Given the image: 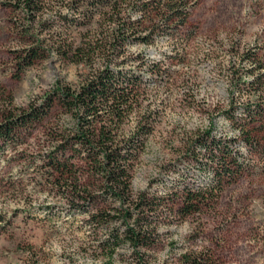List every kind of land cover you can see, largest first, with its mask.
Segmentation results:
<instances>
[{"label":"rangeland","instance_id":"1","mask_svg":"<svg viewBox=\"0 0 264 264\" xmlns=\"http://www.w3.org/2000/svg\"><path fill=\"white\" fill-rule=\"evenodd\" d=\"M3 1L0 113H17L40 101L58 81L75 85L85 68L50 53L16 77L14 52L30 39L24 35L28 23ZM193 2L189 30L183 36L188 45L174 64L168 65V34L155 45L131 48L157 68V73L139 70L146 85L143 105L157 113L131 182L134 192L147 190L173 207L161 208L155 244L134 249L125 243L109 262L97 247L101 233L91 234L87 216L71 211L51 191L41 155L49 149L45 134L55 124L53 115L23 143L0 151V264H190L187 258L200 256L210 264H264V128L258 133L257 151L251 153L237 127L225 118L226 111L239 116L243 107L264 106V97L254 96L244 85L232 90L230 82L233 74L242 80L252 76L247 73L249 62L238 60L235 52L255 50V43L264 38V0ZM131 59L126 68L140 69L136 64L141 60ZM210 125L212 133L230 141L249 164L216 200L182 216L175 198L181 189L211 184L212 172L190 161L188 151L196 135Z\"/></svg>","mask_w":264,"mask_h":264},{"label":"trees","instance_id":"2","mask_svg":"<svg viewBox=\"0 0 264 264\" xmlns=\"http://www.w3.org/2000/svg\"><path fill=\"white\" fill-rule=\"evenodd\" d=\"M2 4L28 23L24 35L30 39L14 52L16 77L50 53L83 66L85 71L75 85L58 81L28 109L0 113V151L20 145L55 115V124L45 134L49 149L41 155L51 191L71 211L87 216L91 234L101 233L97 247L109 262L125 243L134 249L155 244L161 208L172 211L173 207L147 190L134 192L131 182L135 162L154 130L157 113L143 105L146 85L139 70L157 73V68L144 59V53L132 52L131 48L155 45L162 34H168L172 46L168 65L174 64L188 45V37L183 36L189 30L194 2L4 0ZM254 46L257 49L235 52L238 60L249 62L247 73L252 76L242 80L231 75V88L244 85L254 96L263 98L264 38ZM131 58L141 60L136 64L140 69L126 68ZM226 112L225 118L255 153L259 130L264 128V106L256 103L243 107L239 116ZM62 114L64 118L60 119ZM212 129L210 125L199 132L188 148L190 161L212 172L211 184L205 189H181L175 198L180 200L176 210L182 216L216 200L223 187L236 182L249 164L239 158L230 141L216 137ZM185 262L211 263L201 256Z\"/></svg>","mask_w":264,"mask_h":264}]
</instances>
